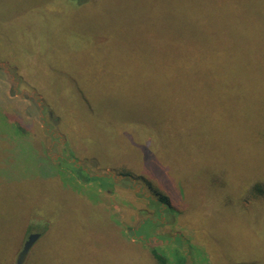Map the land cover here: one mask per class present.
I'll return each mask as SVG.
<instances>
[{
	"label": "rangeland",
	"instance_id": "obj_1",
	"mask_svg": "<svg viewBox=\"0 0 264 264\" xmlns=\"http://www.w3.org/2000/svg\"><path fill=\"white\" fill-rule=\"evenodd\" d=\"M179 1L0 0V264H264V0Z\"/></svg>",
	"mask_w": 264,
	"mask_h": 264
},
{
	"label": "trees",
	"instance_id": "obj_2",
	"mask_svg": "<svg viewBox=\"0 0 264 264\" xmlns=\"http://www.w3.org/2000/svg\"><path fill=\"white\" fill-rule=\"evenodd\" d=\"M214 3H215L214 0H180L179 1V13H181L183 11H186V8H191L192 10H196V9L204 10L205 9L206 11H208L209 9H211L213 7ZM207 20L210 21L209 19H207ZM197 21L201 22L200 19L197 20V19H195L193 17H183V20L181 21L180 26L183 27V28L184 27L187 28V27H190V26L194 27V25L197 24ZM187 35H189V34L186 33L184 36H187ZM63 78L64 77H60V79H63ZM71 84H72V87H74V88L78 87L77 86V84H78L77 81H73ZM83 95H84V93H81V94H79V97L81 98V96H83ZM48 101L49 100L46 99L45 105H49ZM52 102L55 103L54 100H52ZM138 102H139L138 100L132 99V101L130 102V105L138 104ZM16 126H18V129H20L21 125H20V123L16 122ZM45 134H47V133H45ZM122 175L127 176L129 174L128 173H123ZM54 188H56V190H57L56 192L55 191L54 192L58 193L59 189H57L56 185H54ZM157 195H158V197L156 198L157 201L159 203L163 204V205H167V202H168L167 201V197L164 196V195H161L159 193H157ZM37 212H40V211H37ZM46 218H48V221L50 222V224H49L50 226H49V228H48V230L46 232V233H48L50 228H51V221L52 220L49 217H46ZM21 230H22V228L20 229V231ZM149 250H150L149 252H150L151 256L153 257V259L155 261V264H167V259H166V257L164 256L163 253L159 252L154 247H151V248L149 247ZM9 259H10V256H9Z\"/></svg>",
	"mask_w": 264,
	"mask_h": 264
},
{
	"label": "water",
	"instance_id": "obj_3",
	"mask_svg": "<svg viewBox=\"0 0 264 264\" xmlns=\"http://www.w3.org/2000/svg\"><path fill=\"white\" fill-rule=\"evenodd\" d=\"M38 237H39V233L37 232H31L27 235L20 250L18 251L16 255V258H15L16 264H21L25 260L32 244L36 241Z\"/></svg>",
	"mask_w": 264,
	"mask_h": 264
}]
</instances>
